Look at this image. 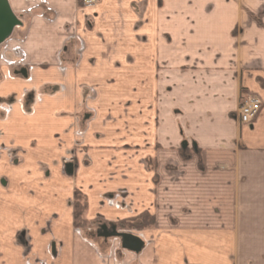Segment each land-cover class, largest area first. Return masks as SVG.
Listing matches in <instances>:
<instances>
[{"label": "crops", "instance_id": "1", "mask_svg": "<svg viewBox=\"0 0 264 264\" xmlns=\"http://www.w3.org/2000/svg\"><path fill=\"white\" fill-rule=\"evenodd\" d=\"M6 4L0 264H264V0ZM74 187L89 220L153 214L142 249L75 228Z\"/></svg>", "mask_w": 264, "mask_h": 264}, {"label": "rangeland", "instance_id": "2", "mask_svg": "<svg viewBox=\"0 0 264 264\" xmlns=\"http://www.w3.org/2000/svg\"><path fill=\"white\" fill-rule=\"evenodd\" d=\"M99 1V0H98ZM97 1V2H98ZM159 1V5H161V0H158ZM96 2V3H97ZM77 3L79 6L81 7H84L86 6L82 0H77ZM16 65V64H15ZM18 66L17 68H15L12 64L10 65V73H12V75H20L17 73L18 70ZM92 92L90 90V93H89V97L91 96ZM24 110L25 111H30L29 107H24ZM84 112H88V108H85ZM82 116V114H81ZM83 117V116H82ZM185 145V144H184ZM186 146H188V152L193 154V151L191 150V145L190 144H186ZM181 156V155H180ZM193 156V155H191ZM182 158V157H181ZM16 159V158H15ZM45 163V162H43ZM36 165H39L36 163ZM52 166V164L50 165ZM199 166V165H198ZM54 169V168H53ZM169 169H173V167H169ZM51 170V169H50ZM18 176V175H17ZM58 174H56L55 177H57ZM14 177H16V174H14ZM19 178V177H18ZM156 178V177H155ZM47 180V179H46ZM61 185L62 187V184H59ZM74 189H78L82 196L86 197V200H87V207H88V198H87V195L79 188L77 187H74ZM74 189H73V192H72V199H71V205H72V208H73V201H74V198H73V193H74ZM122 195L118 194L117 192H114V193H111L110 195L109 194H106V195H103L102 196V200L108 205V206H116L119 205L122 207V204L120 203L122 201ZM112 200L113 203H109L110 201ZM118 200H119V203H118ZM79 201L80 202H83V197L79 196ZM114 203H117V205H114ZM144 212V211H143ZM148 212V211H147ZM142 213V212H141ZM150 213V212H148ZM140 214V213H139ZM151 214V213H150ZM138 215V214H137ZM136 215V216H137ZM153 215V214H151ZM135 217V216H133ZM154 217V215H153ZM131 218V217H130ZM89 220V219H88ZM121 221V220H120ZM120 221H107V220H104L100 217L98 218H95V219H90L89 222L85 225H80L79 228L77 229H80L84 234H86L91 240L93 241H96V242H104V241H111L113 239H118L117 237H108V238H103V237H98L97 236V231L100 229V226L102 224H106L108 226V228L111 227V225H115L116 229L119 230V231H123V232H132V231H138V230H143V229H147V228H151L155 225V217H154V224L150 227H145V228H140L139 225H140V221H128L126 224H120ZM119 240V239H118ZM23 242V241H22Z\"/></svg>", "mask_w": 264, "mask_h": 264}, {"label": "water", "instance_id": "3", "mask_svg": "<svg viewBox=\"0 0 264 264\" xmlns=\"http://www.w3.org/2000/svg\"><path fill=\"white\" fill-rule=\"evenodd\" d=\"M1 7H4L3 9L5 10V12L0 11V14L2 13L3 16L0 17V42L6 36H8V34L12 29V26L16 24L15 18L9 12V8L7 4ZM17 73L26 76L25 69H21L17 71ZM65 171L68 174L72 173V164L70 162H67L65 164ZM96 234L98 237H103V238L117 237L120 239L121 247L132 252H139L144 244V241L140 236L135 235L131 232L119 231L116 229L115 225H111V227L108 228L106 224H102Z\"/></svg>", "mask_w": 264, "mask_h": 264}, {"label": "trees", "instance_id": "4", "mask_svg": "<svg viewBox=\"0 0 264 264\" xmlns=\"http://www.w3.org/2000/svg\"><path fill=\"white\" fill-rule=\"evenodd\" d=\"M261 85H264V81L260 79ZM188 146L183 145L180 147V155L183 160H188L191 155H197L198 157V165L199 168H202V161H201V156H200V150L197 147L195 143H192L191 145V150L193 151V154L189 153L188 151ZM79 196L83 197V202L79 201ZM73 226L75 228H79L80 225H85L89 222V220L86 218L85 213L87 210V200L86 197L82 196L81 192L78 189H74L73 193ZM140 221V228H145V227H150L154 224V217L147 211H144L140 214H138L135 217L123 219L120 221V224H126L128 221Z\"/></svg>", "mask_w": 264, "mask_h": 264}, {"label": "built area", "instance_id": "5", "mask_svg": "<svg viewBox=\"0 0 264 264\" xmlns=\"http://www.w3.org/2000/svg\"><path fill=\"white\" fill-rule=\"evenodd\" d=\"M82 1L86 6H92L98 0H82ZM260 107H261V101L259 100V98L248 97L239 105L238 110L236 112V117L242 123H250L252 119L255 118V116L258 114ZM109 203H113L112 200Z\"/></svg>", "mask_w": 264, "mask_h": 264}]
</instances>
